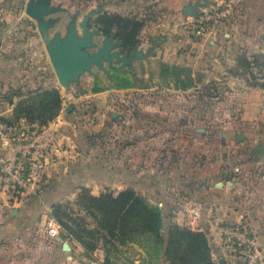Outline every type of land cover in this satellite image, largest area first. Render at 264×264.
I'll return each mask as SVG.
<instances>
[{"label":"crops","instance_id":"crops-1","mask_svg":"<svg viewBox=\"0 0 264 264\" xmlns=\"http://www.w3.org/2000/svg\"><path fill=\"white\" fill-rule=\"evenodd\" d=\"M208 1L108 0L107 8L119 10L124 17L134 16L131 13L137 9L135 15L147 20L148 14L155 12L160 20L173 22L177 28L171 33L172 46L164 45L154 54L159 67L155 78L148 81L149 75L144 73L143 84L138 80V84L125 82L120 86V91L129 93L121 101L137 105L122 111L124 125L128 123L123 138L136 134V145L123 139L122 160L113 155L108 158L106 180L99 179L100 164L85 156L93 138L91 128L113 121L100 110L93 112L98 93L92 95L95 98L88 97L90 100L75 97L68 90V82L57 86L54 79L66 112L37 135L47 161L48 183L30 200L41 199L47 204L69 200L81 187L95 192L92 185L113 183L116 174L109 169L122 164L125 171L137 160L141 170L134 187L159 202L169 226L163 227V232L172 224L201 231L209 240L215 264L221 259L223 264H230L233 257L223 244L221 228L247 222L264 250V151L254 156L256 147L264 146V0ZM197 3L204 4L198 8L203 11L219 8L218 17L211 21L213 26L204 34L186 32L187 27H182L195 13L184 10ZM228 7L231 11L226 14ZM20 19L23 17L12 20ZM13 28L0 30V101L1 94L12 89L24 92L54 86L50 85L53 79L49 75L53 77L54 69L50 54L28 48L22 57L23 51L17 49L22 50L21 44L43 45L42 30L37 38L31 31L17 33ZM10 32L14 35L9 36ZM8 38V45L13 40L21 44L8 51ZM40 69L44 71H37ZM114 92L106 102L108 108L118 109L115 104L119 96ZM208 103L218 110L207 112L195 106L207 107ZM2 110L3 120L12 119V110ZM115 112L112 117L119 116L120 112ZM82 115L91 123H80ZM133 152L138 155L125 156ZM10 203L11 196L0 189V239L28 228L19 222L28 212L22 213Z\"/></svg>","mask_w":264,"mask_h":264},{"label":"rangeland","instance_id":"rangeland-1","mask_svg":"<svg viewBox=\"0 0 264 264\" xmlns=\"http://www.w3.org/2000/svg\"><path fill=\"white\" fill-rule=\"evenodd\" d=\"M31 0H0V30L7 27H15L14 31L21 33L22 31H31L37 38H39L40 21L32 18L28 12V4ZM35 2L38 0H34ZM121 0H116L119 2ZM108 0H51L50 7L55 10L49 14L44 15L42 22H47L48 27L45 31H42V38L44 39L43 45H24L16 43L14 40L9 45L8 39H6V45L8 51H14L16 44H21L22 50L17 46L19 52H22L20 56L24 57L26 49L30 50L34 48L35 51L44 50L46 54L49 53L48 44H52L57 36L62 39L66 38L72 28L77 31V38H84L85 27L88 28L91 33L90 44L86 47H81L78 53L86 54L88 57H95L99 51L103 48L109 47L110 55L116 53L118 56L114 59H105L103 56L101 62L90 64L85 69L77 70L75 76H66L61 80L53 69V77L49 75L53 82L50 85H54L47 89H56L60 83H67L68 90L73 93L75 97H83L90 100L92 95L96 96L95 111H101V113L108 116L111 124L105 123L100 127L95 128L97 122L91 128L92 141L86 150V157L93 161H97L100 164L99 171L102 172V176L99 179L106 180L107 177V159L115 157V159L122 160V144L123 139L125 142L130 140L131 144L136 145L134 140H137V135H131L130 138H123L126 126L124 125L125 114L122 112L125 108L131 106L133 109L137 105H127L123 101L122 96H125L128 92L120 91V86L126 83L138 84V80H141V84L145 80L143 74L146 73L148 81L153 80L156 75V68L158 67V61L155 60L154 54L157 49L165 46H172L171 33L177 28L175 23L160 20L157 13H149L147 20L139 19L137 15V9L131 14L134 15L130 18H134L135 21H139L140 25H132L128 27V38H125L122 22H115V24L108 28L106 21V15H121L119 10L107 8ZM128 11V10H127ZM210 11V10H209ZM211 11L218 12L219 8L211 9ZM205 10L198 9L193 15V20H188L182 27H187L185 30L189 32L191 30H197L201 25L208 26V30L213 26L214 22L206 23L200 22V17L205 15ZM121 13V12H120ZM105 17L103 21H98L100 17ZM122 16V15H121ZM23 17V19L12 20L13 18ZM11 19V20H8ZM198 19V21H197ZM11 21V22H10ZM10 22V23H9ZM216 23V22H215ZM189 26V27H188ZM192 27V29H190ZM109 30V31H108ZM208 32V31H207ZM100 34V36L98 35ZM14 35V32H10L9 36ZM26 37V34H24ZM30 37V35L28 34ZM102 36V37H101ZM19 37V36H17ZM22 39H24L22 37ZM11 40V39H10ZM1 41V39H0ZM20 42V41H19ZM4 44V42H2ZM18 57V56H17ZM14 57V58H17ZM159 68V67H158ZM52 69V68H51ZM40 73L44 71L42 69L37 70ZM42 75V74H41ZM32 78V77H31ZM143 81V82H142ZM44 88H29L28 90L21 92V89H12L1 94L0 111L4 108L8 111L12 110V119L7 120L8 125H12L19 131L37 130L35 124H38L41 116L42 108L38 105L39 99L35 101V104L30 108L34 116H37V122H32L27 118L26 112L20 114L19 118L14 119L16 108L22 101H27L30 98ZM118 97L119 103L115 104L119 108H108L109 103L106 99H109V94H113ZM12 93V98L9 99V94ZM131 94V93H130ZM127 96V95H126ZM22 97L23 100H18ZM92 96L91 98H95ZM27 106V105H25ZM24 106V107H25ZM182 109H185V105H181ZM198 108L206 109V111L218 110V107L214 104L195 105ZM214 109V110H213ZM90 110V109H88ZM137 110V108H136ZM3 111V110H2ZM119 111V122L115 125L111 114ZM134 111V110H133ZM66 112V106H62L60 113ZM67 112L69 110L67 109ZM108 112V113H107ZM137 111H134V114ZM83 116L82 124L90 121L85 120ZM5 118L0 117V121ZM80 120V119H79ZM54 121V120H53ZM81 121V120H80ZM6 122V121H2ZM116 122V121H115ZM50 124V123H49ZM48 124V125H49ZM47 125V126H48ZM134 127V125H131ZM10 127V126H8ZM46 127V126H45ZM101 130V131H100ZM6 141L12 142L9 132H7ZM38 135V134H37ZM38 137V136H37ZM128 145V143H127ZM114 150L118 152H114ZM137 156V152L125 153V156ZM131 168H122L120 164L116 169H109L113 171L114 180L113 183L103 181L101 184H95V192L89 187H81L76 196L72 199H65L57 201L52 204L43 203L42 200H30L39 195V193L28 195L24 198L13 197L9 190L8 195L11 196L12 203L10 206L15 209H19L22 213L24 211L28 214L20 216L19 222L21 224H28L27 229L20 230L17 235L0 239V264H164L168 263L167 257L164 251L157 253L147 242H114L105 231H101L98 228L97 221L93 216L85 212H80L77 206L79 194L87 191L93 195L99 196L102 194L118 195L120 192L132 189L139 192L145 197L147 203L154 208H157L162 212V208L157 200L151 197L149 194H145L137 190L138 184L137 177L141 170L138 167L137 160L132 162ZM101 174V173H100ZM130 176V179L127 178ZM30 200V201H29ZM36 202V203H34ZM62 203L70 207V210H63L61 212H55L53 206L55 204ZM36 211V212H35ZM163 213V212H162ZM18 215V214H17ZM163 217V227L167 226L166 220ZM81 218L85 220L82 222ZM52 223L58 230L55 236H49L48 226ZM165 239L168 238V232H163Z\"/></svg>","mask_w":264,"mask_h":264},{"label":"trees","instance_id":"trees-1","mask_svg":"<svg viewBox=\"0 0 264 264\" xmlns=\"http://www.w3.org/2000/svg\"><path fill=\"white\" fill-rule=\"evenodd\" d=\"M104 18V16L100 17L98 21H103ZM106 21L108 28L115 22H122L124 32H126L125 38L129 37L126 35L129 32L128 27L140 25L139 21H135L134 18L115 14L106 15ZM246 64L250 66V61ZM261 86L264 87V82ZM38 99V105L43 111L38 117L39 121L36 120L37 116H34L33 111L26 108L32 107ZM61 108L60 91L58 89H43L38 91L34 97L22 101L18 105L14 119L26 112L28 119L34 123L38 121V127H45L56 119ZM2 121L7 122V120ZM76 204L80 212L93 216L97 221L98 228L105 231L114 242L122 244L126 241H145L157 253L164 251L169 264H215L209 240L203 232L172 224L168 231V238L165 239L162 231V212L147 203L145 197L139 192L127 189L118 195L96 196L84 191L79 194ZM53 208L55 212L70 210V207L62 203L55 204ZM81 220L85 223L83 218Z\"/></svg>","mask_w":264,"mask_h":264},{"label":"built area","instance_id":"built-area-1","mask_svg":"<svg viewBox=\"0 0 264 264\" xmlns=\"http://www.w3.org/2000/svg\"><path fill=\"white\" fill-rule=\"evenodd\" d=\"M230 11L228 7L226 14ZM218 12L206 11L205 15L199 18L200 22L211 23L218 17ZM195 31L204 34L208 31V26L201 25ZM35 127L37 130L19 131L7 122L0 121V189L9 190L16 198L36 194L48 183L47 161L36 140L37 134L39 135L45 127H38V124H35ZM7 132L13 139L12 142L6 141ZM5 145L8 149L4 148ZM8 151H11V154ZM221 231L223 244L233 257L230 264H264V250L247 222L227 225L222 227ZM57 232V228L49 223V236H55Z\"/></svg>","mask_w":264,"mask_h":264},{"label":"water","instance_id":"water-1","mask_svg":"<svg viewBox=\"0 0 264 264\" xmlns=\"http://www.w3.org/2000/svg\"><path fill=\"white\" fill-rule=\"evenodd\" d=\"M51 0H31L28 4L27 12L28 14L40 21V29L45 31L49 26L47 22H42L44 15L53 12L55 9L50 7ZM205 3L208 4L209 1L205 0ZM203 3H197L195 7H188L184 11L188 14L194 13L198 10L200 6H203ZM84 38H77V31L75 28L70 30V33L66 38L62 39L60 36H57L54 39V42L49 45V53L52 65L55 69L57 76L63 80L66 76L73 77L76 75L77 70L85 69L90 64L100 63L102 56L105 59H113L118 55L113 53L110 55L109 47L103 48L95 57H88L86 54L78 53L81 47H86L90 43L91 33L88 28L85 27ZM9 99L12 98V93L9 94ZM264 151V146L259 144L254 150V156L257 158L259 154ZM220 264L224 263V259L219 260Z\"/></svg>","mask_w":264,"mask_h":264}]
</instances>
